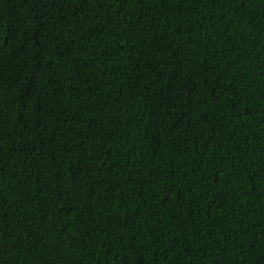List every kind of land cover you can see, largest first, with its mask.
Here are the masks:
<instances>
[{
    "label": "trees",
    "instance_id": "obj_1",
    "mask_svg": "<svg viewBox=\"0 0 264 264\" xmlns=\"http://www.w3.org/2000/svg\"><path fill=\"white\" fill-rule=\"evenodd\" d=\"M0 264H264V0H0Z\"/></svg>",
    "mask_w": 264,
    "mask_h": 264
}]
</instances>
